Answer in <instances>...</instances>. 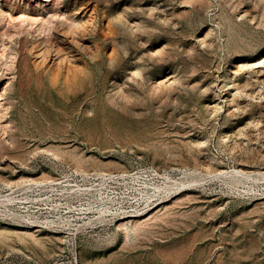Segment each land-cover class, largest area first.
<instances>
[{
    "label": "rangeland",
    "instance_id": "rangeland-1",
    "mask_svg": "<svg viewBox=\"0 0 264 264\" xmlns=\"http://www.w3.org/2000/svg\"><path fill=\"white\" fill-rule=\"evenodd\" d=\"M49 1L0 0V203L134 172L146 212L0 219V264H264V0Z\"/></svg>",
    "mask_w": 264,
    "mask_h": 264
},
{
    "label": "built area",
    "instance_id": "built-area-1",
    "mask_svg": "<svg viewBox=\"0 0 264 264\" xmlns=\"http://www.w3.org/2000/svg\"><path fill=\"white\" fill-rule=\"evenodd\" d=\"M14 203H0V219L16 217L24 225L68 237L93 217L127 219L144 214L138 203L144 185L134 172H67L20 189ZM3 202V200H2Z\"/></svg>",
    "mask_w": 264,
    "mask_h": 264
},
{
    "label": "bare ground",
    "instance_id": "bare-ground-1",
    "mask_svg": "<svg viewBox=\"0 0 264 264\" xmlns=\"http://www.w3.org/2000/svg\"><path fill=\"white\" fill-rule=\"evenodd\" d=\"M47 2L48 3V1L49 0H41V2ZM52 1V0H51ZM54 1V0H53ZM50 2V1H49ZM59 2V1H58ZM46 5V4H45ZM53 5V4H52ZM51 6V5H50ZM40 7H42V5L40 6ZM53 8V7H52ZM40 9V8H39ZM44 9H46V8H44ZM51 10V9H50ZM64 10V9H63ZM56 12V11H55ZM58 12V11H57ZM56 14V13H55ZM53 15V14H52ZM1 16V15H0ZM70 16V15H69ZM57 18L59 19V21H62V22H67L68 20H69V18H68V16H67V14L65 13V12H62V13H58L57 14ZM67 18H68V20H67ZM2 19V18H1ZM0 19V20H1ZM54 19H56V18H54ZM18 22V21H17ZM28 22V21H27ZM26 24V23H25ZM30 24V23H29ZM32 24V23H31ZM34 25V24H33ZM23 26V25H22ZM45 25H43V26H40L39 28H33V29H25L26 31L25 32H27L26 34H29L30 33V31L32 30V33H33V38H35L36 36H45V37H50V36H52V33L50 32V29H48L47 27V29L44 27ZM4 27H6V24H5V21H4V19L2 20V23H0V60L1 59H6V52H7V50H8V45L4 42V37H7L6 36V29L5 30H3V28ZM8 27V26H7ZM19 27H21V26H19ZM32 28V27H31ZM20 30V29H19ZM18 32V31H17ZM21 34V33H20ZM30 35V34H29ZM9 37V36H8ZM55 38H56V36H54ZM51 38V37H50ZM52 39V38H51ZM54 39V38H53ZM7 40V39H6ZM59 42V41H58ZM24 46V45H23ZM14 51V50H13ZM12 52V51H11ZM10 52V53H11ZM14 57H15V55H13V56H11L10 57V59H9V61L8 62H10L9 63V65H11L12 64V62H13V59H14ZM25 62V61H24ZM8 65V66H9ZM12 67V66H11ZM8 69H9V67H7ZM7 69V70H8ZM12 69V68H11ZM6 70V69H5ZM11 73V72H10ZM2 76V75H1ZM0 76V77H1ZM7 85V84H6ZM4 89V88H3ZM127 221H125L123 224H125ZM122 224V225H123Z\"/></svg>",
    "mask_w": 264,
    "mask_h": 264
}]
</instances>
